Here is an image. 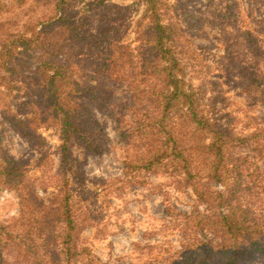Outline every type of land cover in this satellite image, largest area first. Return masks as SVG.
Wrapping results in <instances>:
<instances>
[{
  "label": "rangeland",
  "instance_id": "1",
  "mask_svg": "<svg viewBox=\"0 0 264 264\" xmlns=\"http://www.w3.org/2000/svg\"><path fill=\"white\" fill-rule=\"evenodd\" d=\"M4 1L16 5L15 0ZM54 1L25 0L11 19L17 26L35 19L49 11ZM168 3L173 8L165 21L176 20L184 32L185 79L200 94L213 123L231 139L232 183L228 187L203 179L199 186L205 193L200 195L181 170L161 167L131 172L126 167L129 140L117 120L123 115L131 119L130 108L123 106L125 88L104 85L102 99L93 105L104 128L103 152L89 153L75 142L68 147L74 171L70 189L80 220L78 248L86 246L106 264H169L183 256L188 243L196 239L233 245L214 223L218 212L229 211V205L244 209L241 214L264 234V133L257 139L251 137L264 131V90L251 91L249 86L251 73L264 71V0ZM69 8L91 33L115 21L118 32L113 36L123 37L132 47L138 44L139 22L144 30L149 24L141 0H70ZM5 27H0V36L15 29ZM44 57L37 48L29 55L21 54L16 71L6 74L7 85H0V158L18 160L27 184L23 191L0 190V248L13 264H35L32 246L42 249L44 242L39 237L62 231L59 222L49 227L45 223L47 216L55 220L52 209L62 195L58 176L62 140L35 87L34 71ZM87 73L93 74L92 70ZM26 119L30 122L18 123ZM218 191L234 193L235 198L223 203ZM42 206L49 210L45 216ZM195 211L208 216V228L189 226L186 216ZM30 229L35 232L32 238ZM239 243V248L248 246L244 238ZM240 264H264V256L246 253Z\"/></svg>",
  "mask_w": 264,
  "mask_h": 264
},
{
  "label": "trees",
  "instance_id": "2",
  "mask_svg": "<svg viewBox=\"0 0 264 264\" xmlns=\"http://www.w3.org/2000/svg\"><path fill=\"white\" fill-rule=\"evenodd\" d=\"M69 1L55 0L49 11L24 21L18 25L22 28L17 29L11 13L25 0H15V6L0 0V27L15 28L0 36V85H7L6 74L16 71L21 54L29 55L31 49L37 48L47 56L38 63L34 79L41 102L50 110L48 119L57 126L62 140L58 168L62 195L58 206L52 209L55 220L47 216L49 224L45 223L49 227L54 221L55 226L59 222L62 231L39 237L44 242L42 249L32 246L35 264H106L86 246L78 248L80 220L74 191L70 189L73 182L70 174L74 171L68 147L75 142L89 153L103 152L104 128L93 105L102 99L104 85L125 88L127 100L123 106L130 108L131 119L123 115L117 120L123 137L129 140L126 167L131 172L172 167L181 170L200 195L205 193L199 186L203 179L229 187L234 172L229 157L231 139L213 123L200 94L185 79L181 59L187 48L182 43L184 32L176 20L165 21L173 8L168 0H141L149 24L144 30L139 22L136 47L124 42L123 37L113 36L118 32L113 20L108 19L98 33L84 30V25L70 11ZM89 70L93 74H88ZM251 74L250 90H264V71ZM85 78L102 84L86 82ZM26 122L30 120L18 121L21 125ZM263 133L254 132L251 137L257 139ZM18 163L15 159L0 158V190L4 187L26 190L24 172ZM216 193L223 203L235 198L234 193ZM238 208L229 205V211H220L214 217L215 225L227 240H233V245L225 241L192 240L183 256L169 264H240L246 253L264 256L263 232L253 228L252 220L240 212L244 213V209ZM43 209L42 215H46L49 210ZM186 219L192 229H205L210 224L208 216L200 211L187 215ZM29 220L33 223L35 215ZM41 222L37 220L36 224L42 226ZM34 233L30 229L29 237ZM241 238L249 248H239ZM0 264H13L1 248Z\"/></svg>",
  "mask_w": 264,
  "mask_h": 264
}]
</instances>
